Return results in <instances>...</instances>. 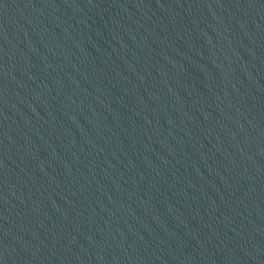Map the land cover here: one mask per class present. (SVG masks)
<instances>
[{
  "label": "water",
  "instance_id": "1",
  "mask_svg": "<svg viewBox=\"0 0 264 264\" xmlns=\"http://www.w3.org/2000/svg\"><path fill=\"white\" fill-rule=\"evenodd\" d=\"M0 264H264V0H0Z\"/></svg>",
  "mask_w": 264,
  "mask_h": 264
}]
</instances>
